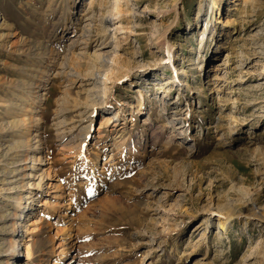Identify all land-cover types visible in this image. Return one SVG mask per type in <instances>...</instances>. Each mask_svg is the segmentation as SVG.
I'll list each match as a JSON object with an SVG mask.
<instances>
[{
    "label": "rangeland",
    "instance_id": "374dc122",
    "mask_svg": "<svg viewBox=\"0 0 264 264\" xmlns=\"http://www.w3.org/2000/svg\"><path fill=\"white\" fill-rule=\"evenodd\" d=\"M233 1L0 0V264H264V0Z\"/></svg>",
    "mask_w": 264,
    "mask_h": 264
},
{
    "label": "bare ground",
    "instance_id": "6f19581e",
    "mask_svg": "<svg viewBox=\"0 0 264 264\" xmlns=\"http://www.w3.org/2000/svg\"><path fill=\"white\" fill-rule=\"evenodd\" d=\"M247 2H251V0H245ZM221 2L222 0H211V3L213 4V10H217L216 12H220V9H221ZM235 2H237V0H234L232 4H235ZM238 4V3H237ZM231 6V5H230ZM236 8V7H234ZM167 52L169 53L170 50L167 49ZM99 59L98 60V67H97V71L99 72L98 74H101L103 71H102V68L103 66L105 65L104 63V60H105V57L103 56V54L101 55V53H99ZM164 59V62H166L167 60H169L170 58H168L167 56L163 57ZM35 162V164L37 165H34V167L32 168V173H34V178L32 182H30V186L28 188H31L32 190L28 193V199L31 198V202L29 203V205L32 206V204L35 202L36 198L38 197V194L41 193L43 190H44V173H43V170L41 173H39V175H37L36 173V170L39 169L37 168L38 165H43L45 164V160H47V157L44 155V156H38L37 158L33 159ZM34 164V163H33ZM36 172V173H35ZM31 173V175H32ZM37 176V177H36ZM49 178V177H48ZM19 203L17 204V212L20 211V209H23L26 207V204L27 202H25L24 205H21L22 203V196H20L19 198ZM27 200V199H26ZM21 201V202H20ZM44 204V203H42ZM28 205V204H27ZM22 211L17 213V219H16V222H15V226H14V229L13 231L15 232V235L16 237H18L17 239L14 240V243L12 244V247L16 244V243H19V241H22L23 238L22 236H24V234L28 233L29 232V225L33 224L31 223V220H28L27 222H25L28 218V215L30 214V211H27L23 217L24 219H22ZM30 216V215H29ZM45 244H46V241L45 240H41L40 242L36 243V242H32V246L33 248L38 251L40 249H43L45 248ZM31 246L30 243H27V250H28V254H29V247ZM15 251V250H14ZM12 254H15V253H12ZM16 255V254H15ZM15 258L17 259V255L15 256ZM13 264H23L21 262V260H19V258L13 263Z\"/></svg>",
    "mask_w": 264,
    "mask_h": 264
}]
</instances>
